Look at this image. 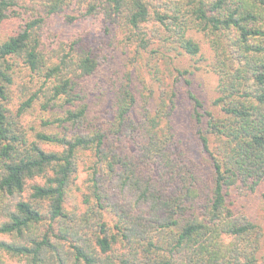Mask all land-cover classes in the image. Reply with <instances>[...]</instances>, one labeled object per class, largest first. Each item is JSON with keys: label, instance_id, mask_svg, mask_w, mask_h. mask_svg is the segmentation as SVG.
I'll use <instances>...</instances> for the list:
<instances>
[{"label": "trees", "instance_id": "obj_1", "mask_svg": "<svg viewBox=\"0 0 264 264\" xmlns=\"http://www.w3.org/2000/svg\"><path fill=\"white\" fill-rule=\"evenodd\" d=\"M260 216L264 0H0V264H264Z\"/></svg>", "mask_w": 264, "mask_h": 264}, {"label": "rangeland", "instance_id": "obj_2", "mask_svg": "<svg viewBox=\"0 0 264 264\" xmlns=\"http://www.w3.org/2000/svg\"><path fill=\"white\" fill-rule=\"evenodd\" d=\"M111 28V30H107L106 22L101 17H89L75 24H67L62 18L53 17L45 33V38L48 44H55L58 40L70 39L73 36H83L86 41L97 49L100 55L108 58L106 64L103 65V68H108V75H111V71L114 73L116 72L115 70L122 72L131 69L134 73L135 71L140 72L139 76L135 78L136 81H143L144 84L147 83V80L151 76L149 73V54L143 53L142 56L134 54L132 47L123 46L120 30H117L114 26H111ZM133 56L136 59V61L134 60V64V61L131 60ZM145 78L146 81L144 82ZM187 142H190V137H188ZM192 145L193 143L187 146L188 150L192 149ZM84 178L85 172L81 170L80 181ZM253 205L256 208L254 202ZM260 220L264 225V218L260 216Z\"/></svg>", "mask_w": 264, "mask_h": 264}]
</instances>
